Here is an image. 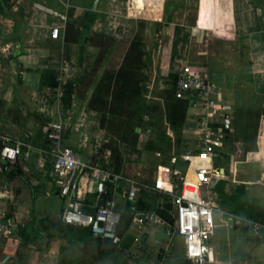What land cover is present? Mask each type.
I'll use <instances>...</instances> for the list:
<instances>
[{
  "label": "crops",
  "instance_id": "crops-1",
  "mask_svg": "<svg viewBox=\"0 0 264 264\" xmlns=\"http://www.w3.org/2000/svg\"><path fill=\"white\" fill-rule=\"evenodd\" d=\"M185 71L213 83L214 109L174 97ZM200 121L221 133L211 160L195 155ZM50 123L61 124L65 146L123 177L106 187L115 210L130 215L109 260L97 242L54 226L74 201L87 214L99 201L89 173L71 200L59 192ZM263 138L264 0H0V147L22 151L0 172V227L11 231L0 233V264H199L158 215L166 206L170 215L164 190L183 177L195 183L199 167L211 169L200 192L215 209L201 264H264V236L232 219L264 222ZM132 183L142 190L131 202ZM138 210L156 217L142 221Z\"/></svg>",
  "mask_w": 264,
  "mask_h": 264
},
{
  "label": "built area",
  "instance_id": "built-area-1",
  "mask_svg": "<svg viewBox=\"0 0 264 264\" xmlns=\"http://www.w3.org/2000/svg\"><path fill=\"white\" fill-rule=\"evenodd\" d=\"M34 6L53 15L63 23L67 20L64 13H58L38 4ZM59 33V25L51 27L53 38H57ZM211 92L209 82L203 76L185 71L177 78L174 97L184 99L189 96L193 105L214 109L217 101L210 98ZM220 134V131L216 133L211 131L205 121H200L198 125L199 149L195 155L210 160L216 157ZM46 138L51 146L47 155L52 163L51 175L59 188V192L64 197L70 200L74 197L77 181L85 173L90 174L96 185V198L99 201V206L95 213H84L80 202L74 201L63 210L62 221L66 224L89 228L93 235L110 239L113 244L119 246L122 238L117 234L116 226L120 220V213L115 210L114 201L105 198V195L107 185L114 186L123 180V177L83 160L78 150L65 146L60 123L47 125ZM21 155L22 151L19 144L3 143L0 147V172L7 171L11 166L18 163ZM211 178L210 168L199 167L196 169L195 183L186 182L184 177L179 178L175 180L174 185H171L169 190H164L163 193L171 206V222H163L168 227V234L181 237L184 257L199 264L211 257L208 240L215 228V209L200 192L201 187L210 184ZM140 190L142 187L139 185L130 184L126 199L131 202L135 201ZM134 216L142 221L156 217L152 212L141 210L134 211ZM232 219L236 227L251 230L257 237L264 236V222L253 221L240 216ZM0 233L7 237L11 231L9 227L2 226Z\"/></svg>",
  "mask_w": 264,
  "mask_h": 264
},
{
  "label": "trees",
  "instance_id": "trees-1",
  "mask_svg": "<svg viewBox=\"0 0 264 264\" xmlns=\"http://www.w3.org/2000/svg\"><path fill=\"white\" fill-rule=\"evenodd\" d=\"M168 210L169 207L166 206L165 209L158 211V215L164 220L171 222V216L169 215ZM129 224H130V215L127 212L121 213L119 223L116 226L117 234L120 237H122L123 234L127 231ZM54 226L63 233L65 238H68L70 240H77L83 243L97 242L101 249V252L105 253L104 258H106V260L110 259L111 253L115 250V245L112 243L110 239L93 235L89 228L66 224L63 222L54 224ZM171 264H189V263L177 259L173 261Z\"/></svg>",
  "mask_w": 264,
  "mask_h": 264
},
{
  "label": "water",
  "instance_id": "water-1",
  "mask_svg": "<svg viewBox=\"0 0 264 264\" xmlns=\"http://www.w3.org/2000/svg\"><path fill=\"white\" fill-rule=\"evenodd\" d=\"M209 85H210L211 87L214 86L213 83H209ZM214 91H217V89H214Z\"/></svg>",
  "mask_w": 264,
  "mask_h": 264
},
{
  "label": "rangeland",
  "instance_id": "rangeland-1",
  "mask_svg": "<svg viewBox=\"0 0 264 264\" xmlns=\"http://www.w3.org/2000/svg\"><path fill=\"white\" fill-rule=\"evenodd\" d=\"M81 157H82V159H84L83 155H81ZM84 160H86V159H84ZM86 161H87V160H86ZM175 246H176V245H175ZM176 250H177V249H176ZM176 250H175V251H176Z\"/></svg>",
  "mask_w": 264,
  "mask_h": 264
},
{
  "label": "bare ground",
  "instance_id": "bare-ground-1",
  "mask_svg": "<svg viewBox=\"0 0 264 264\" xmlns=\"http://www.w3.org/2000/svg\"><path fill=\"white\" fill-rule=\"evenodd\" d=\"M263 142H264V138H263ZM204 161H206V160H204ZM207 161H209V160H207ZM204 163V162H203Z\"/></svg>",
  "mask_w": 264,
  "mask_h": 264
}]
</instances>
